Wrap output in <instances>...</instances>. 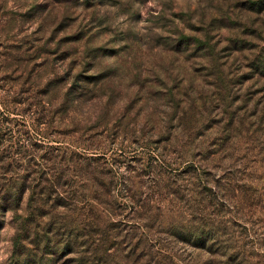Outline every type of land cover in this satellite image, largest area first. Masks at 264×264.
Masks as SVG:
<instances>
[{
	"label": "rangeland",
	"instance_id": "1",
	"mask_svg": "<svg viewBox=\"0 0 264 264\" xmlns=\"http://www.w3.org/2000/svg\"><path fill=\"white\" fill-rule=\"evenodd\" d=\"M238 261L264 264V0H0V264Z\"/></svg>",
	"mask_w": 264,
	"mask_h": 264
},
{
	"label": "trees",
	"instance_id": "2",
	"mask_svg": "<svg viewBox=\"0 0 264 264\" xmlns=\"http://www.w3.org/2000/svg\"><path fill=\"white\" fill-rule=\"evenodd\" d=\"M214 238L211 236L210 233H203L202 232V235L199 237L198 241H196V245L197 246H194L195 248L197 249H200L201 251H204L206 253H211V254H216L218 255L215 251H212L211 250V246L208 247L207 244L208 242H210L211 240H213ZM245 254L241 251H238L237 253V257L236 259L234 260V262H236V260H244L242 256H244ZM239 263H235V264H242L243 261H238ZM245 262V261H244Z\"/></svg>",
	"mask_w": 264,
	"mask_h": 264
}]
</instances>
